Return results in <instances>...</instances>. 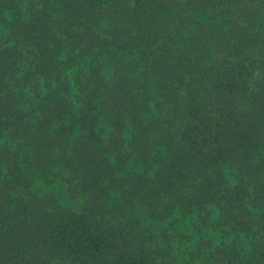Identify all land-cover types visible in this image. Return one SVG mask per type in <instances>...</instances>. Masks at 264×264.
I'll list each match as a JSON object with an SVG mask.
<instances>
[{"label":"trees","instance_id":"16d2710c","mask_svg":"<svg viewBox=\"0 0 264 264\" xmlns=\"http://www.w3.org/2000/svg\"><path fill=\"white\" fill-rule=\"evenodd\" d=\"M0 264H264V0H0Z\"/></svg>","mask_w":264,"mask_h":264}]
</instances>
